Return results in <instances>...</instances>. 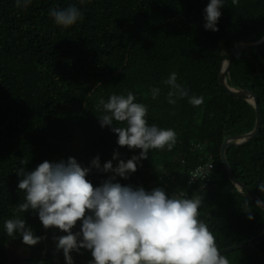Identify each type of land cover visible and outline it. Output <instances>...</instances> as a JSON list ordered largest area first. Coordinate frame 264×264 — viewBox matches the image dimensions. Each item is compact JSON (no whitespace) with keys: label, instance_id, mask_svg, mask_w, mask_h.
Masks as SVG:
<instances>
[{"label":"trees","instance_id":"trees-1","mask_svg":"<svg viewBox=\"0 0 264 264\" xmlns=\"http://www.w3.org/2000/svg\"><path fill=\"white\" fill-rule=\"evenodd\" d=\"M23 2V0H22ZM210 0H31L27 8L16 0H0V264H12L8 244L23 239L6 234L4 223L17 213L25 193L16 169L35 171L44 161L73 157L90 167L99 156L101 167L115 152L127 161L141 149L120 146L118 135L102 127L98 101L112 94L127 95L147 106L149 125L177 133L171 151L149 150L122 185L162 187L171 197H203L200 219L213 232L218 248L247 241L264 232V209L257 207L230 181L221 161L223 143L253 130V105L228 96L218 81L221 63L239 44L264 36V0H225L218 31L206 30ZM76 5L84 19L64 28L49 15L53 7ZM228 86L251 90L259 98L263 121L258 136L241 148L229 149L227 160L235 177L264 201V46L237 54L229 69ZM172 72L189 96H203L201 106L188 98L169 104L163 83ZM160 88L154 100L151 88ZM119 126V125H118ZM25 160L26 164H21ZM215 164L210 181L189 183L199 166ZM114 173L93 168L86 177L95 187ZM203 186V187H202ZM247 203L251 213L243 207ZM252 215L254 219H249ZM35 235L46 236L29 246L23 260L36 264H66L56 251L54 236L67 233L45 229L38 213H18ZM82 221L72 229L80 231ZM74 264H89L90 250L71 253ZM230 264H264V237L223 254Z\"/></svg>","mask_w":264,"mask_h":264},{"label":"clouds","instance_id":"clouds-1","mask_svg":"<svg viewBox=\"0 0 264 264\" xmlns=\"http://www.w3.org/2000/svg\"><path fill=\"white\" fill-rule=\"evenodd\" d=\"M30 3L31 0H16L18 8H27ZM224 4L225 0H210L204 9L206 30H219L217 24ZM232 4L237 5L238 0H232ZM49 15L64 28L84 19V13L76 5L53 7ZM163 83L170 89L169 104L183 98H188L196 107L204 103L203 96H189V89L178 83L176 72ZM160 91L158 87L151 88L152 99L155 100ZM135 100L131 91L126 96L112 94L107 102L101 98L97 108L102 106L103 114L98 116L101 126L110 127L118 135L120 146L141 149L140 154L125 161L115 152L113 160H119L116 167L112 160L101 167L97 156L90 167H82L75 158L69 157L67 161H44L31 172L24 167L17 168L18 176L23 177L18 188L25 196L23 202L16 205L17 215L5 221L6 234L10 237L19 234L29 246L47 239L35 235L31 226L18 215L31 209L38 213L45 229L58 228L67 233L53 237L56 251H63L66 264H74L71 253H79L81 249L91 251L93 260L89 264H230L225 255H221L213 232L199 218L202 196L194 194L187 198L181 191L169 197L162 187L146 191L142 186L116 182L117 177L128 179L135 173L138 162L148 158L149 150L167 148L171 151L177 143L173 129L149 125L147 106ZM26 163L21 160V164ZM93 168L114 175L95 187L86 178ZM190 176V182L199 177L195 173ZM258 188L264 193V182L259 183ZM256 206L264 207V201H257ZM243 210L251 213L247 203ZM248 218L254 219L250 214ZM78 221H82V227L73 233Z\"/></svg>","mask_w":264,"mask_h":264},{"label":"water","instance_id":"water-1","mask_svg":"<svg viewBox=\"0 0 264 264\" xmlns=\"http://www.w3.org/2000/svg\"><path fill=\"white\" fill-rule=\"evenodd\" d=\"M262 46H264V36L260 40H258L257 42L237 45L232 50L231 54L221 63L220 70L218 71L219 72L218 81H219L220 85L222 86L224 92L228 96H230L231 98H233L237 101L250 103L251 105H253V107L255 108V111H256V117L257 118H256V123H255L253 130L250 131L249 133L245 134V135L227 139L223 143V145L221 147V152H220L221 161L225 167V170L227 171L228 177H229L230 181L232 182V184L238 189V191L241 193V195L243 194L244 196L249 197L256 204H257V201H263V200H261L259 198V196L254 194L249 188H247L244 184H242L235 177L234 172L230 166V163L227 160L226 152L229 149L241 148V147L245 146L246 144H248L249 142L253 141L258 136L260 129H261V126H262L263 111H262V108L259 104V98L255 94V92H253L251 90L237 91V90L229 87L227 81H228V75L230 72L229 69L231 68L234 57L237 54L251 52V51L256 50ZM261 208L264 209V207H261ZM262 237H264V232H262L261 234L255 236V237H253L247 241H244L240 244H237L235 246H231V247L221 249V255L229 253V252L237 250V249H241V248L247 246L249 243L261 239ZM18 264H36V263L33 261H24V262H21Z\"/></svg>","mask_w":264,"mask_h":264},{"label":"rangeland","instance_id":"rangeland-1","mask_svg":"<svg viewBox=\"0 0 264 264\" xmlns=\"http://www.w3.org/2000/svg\"><path fill=\"white\" fill-rule=\"evenodd\" d=\"M111 176L112 174L110 177ZM8 253L11 258V263L13 264L14 262L23 261L29 255V250L27 245L23 243V239H20L8 244Z\"/></svg>","mask_w":264,"mask_h":264},{"label":"built area","instance_id":"built-area-1","mask_svg":"<svg viewBox=\"0 0 264 264\" xmlns=\"http://www.w3.org/2000/svg\"><path fill=\"white\" fill-rule=\"evenodd\" d=\"M215 168V164L213 162H209L204 166H199L196 171L194 172L195 174H197L199 177L195 178V181L198 180H202L205 182H209L210 181V174L212 173L213 169ZM190 181H192V177L190 178ZM189 183H194V182H190ZM181 191H178L177 194H179Z\"/></svg>","mask_w":264,"mask_h":264}]
</instances>
